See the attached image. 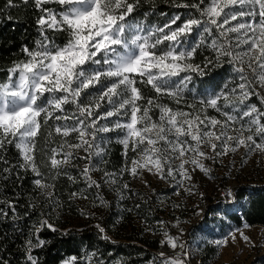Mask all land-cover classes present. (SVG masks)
<instances>
[{
	"label": "snow or ice",
	"instance_id": "obj_1",
	"mask_svg": "<svg viewBox=\"0 0 264 264\" xmlns=\"http://www.w3.org/2000/svg\"><path fill=\"white\" fill-rule=\"evenodd\" d=\"M32 2L41 13L37 20L40 39L32 48L22 46L25 59L14 62L8 69L6 80L0 81V164L8 166L3 169L5 173L23 168L31 169L37 177L42 176L35 162V138L41 124L53 118L76 120L75 125L57 127L55 131L65 137L72 132L78 133L80 143L67 147L84 148L90 156L92 150L96 155L103 151L97 142L98 133L123 129L125 134L120 142L124 145L125 155L130 142L131 150L137 152L139 149V152L138 158L131 160V166L122 171H128L134 177L140 174V170L152 172L161 180L171 177L189 194L195 185L188 186L185 181H192L191 172L197 168L209 172L203 160L214 159L213 153L216 157L224 156L240 147L249 152L259 150L264 153V107L249 103L255 96L260 105H264V0H199L193 3L172 0L174 7L196 9L199 17L190 15L182 20L177 14L162 27L147 30L142 24L132 22L133 13L143 0ZM49 3L59 7H45ZM8 6H13V0H8ZM256 17L255 23L247 19ZM194 31L197 36L207 34L213 37L208 46L216 52L214 60L206 57L202 65L192 62L197 49L206 43L205 38L189 44L188 37ZM50 32L67 33L66 43L58 44ZM142 32L146 34L141 35ZM214 32L222 40L217 39ZM232 33L236 34L234 39L230 36ZM166 41L169 43L161 48ZM225 63L232 66L240 83L227 92L200 100L203 108L215 109L224 116L223 121L207 115L174 111L167 105L156 103L154 98H147L146 104L138 103L145 99L140 85H151L158 95L167 94L179 103L183 91L192 82V73L206 76ZM67 103L76 106L71 116L63 107ZM101 108L104 110L100 111ZM152 108H159L158 121L149 115ZM225 108L230 111H224ZM56 112L62 115L54 116ZM113 116L117 119L114 123L109 120L112 127L100 124L101 120ZM122 117L128 119L122 123ZM254 137H260L259 142ZM8 145L19 150L23 163L10 164L6 157ZM204 145L210 147L211 152L203 150ZM63 148L61 145L60 149ZM58 154L57 149H52L49 157L52 169L56 170L51 177L53 180L68 175L59 169L69 164L73 156L71 150L64 153L63 160L56 158ZM177 160L179 164L175 163ZM94 170L85 166L81 174L89 187L100 188L101 185L89 175ZM111 175L105 173V176ZM69 179L74 180L71 176ZM33 183L46 200L55 202L54 184L43 179H35ZM123 188L127 189L128 185L124 184ZM175 194L179 195V192ZM78 195L82 194H71L72 197ZM232 195L229 191L228 196ZM83 198L87 199L86 196ZM35 207V203L29 205V208ZM12 211L15 213V208ZM0 216L7 217L8 213L0 209ZM158 224L164 236L161 247H170L174 254L161 251L150 264H190L191 253L180 237L170 236L164 221H158ZM245 227L250 225L245 224ZM33 228L34 234L44 228L58 231L43 213ZM96 229L102 239H110L104 226L97 223ZM239 235L245 242L250 241L242 231ZM231 239H236L235 233L231 234ZM46 243L38 235L35 242L32 238L26 241V260L30 264H38L32 250L43 248ZM214 243L226 245L227 240ZM177 248L180 252L175 251ZM94 255L92 253L87 259L91 260ZM64 264H77V257L68 258ZM99 264L104 262L99 261Z\"/></svg>",
	"mask_w": 264,
	"mask_h": 264
},
{
	"label": "rangeland",
	"instance_id": "obj_2",
	"mask_svg": "<svg viewBox=\"0 0 264 264\" xmlns=\"http://www.w3.org/2000/svg\"><path fill=\"white\" fill-rule=\"evenodd\" d=\"M175 15L177 14L163 16L160 22L152 24L145 19H134L132 22L138 25L142 24L147 30L162 27ZM196 17H199L198 12ZM188 18L189 16H181L182 20ZM201 19L203 18L201 17ZM247 19L255 23L258 17ZM173 27L176 26L173 25ZM140 34L145 35L146 33ZM214 36L222 40L218 33L214 32ZM230 36L234 39L236 34L232 33ZM205 38V45L197 49L200 62L193 60V63L202 65L206 57L215 59L216 52L208 46L213 37H209L207 34L197 36L194 31L193 35L188 37L187 42L191 44L196 39ZM168 43L166 41L160 47L164 48ZM243 47L246 48L247 46ZM240 50L237 49V51ZM191 75L193 77L192 82L183 91L179 103L167 94H160V96H167L176 104L188 105L185 108H171L174 111L189 112L193 115H207L223 121L224 116L215 109L203 108L200 100L222 91L227 92L240 83L232 66L225 63L223 67L214 68L206 76H197L195 73ZM138 103L146 104V100H141ZM249 103H254L257 107H264V105H260L255 96L251 98ZM189 105L195 107H189ZM63 107L70 116L76 111V106L72 103H67ZM103 110L104 108H101L100 111ZM224 111H230V109L225 108ZM152 112L150 110L149 115L154 121H158L159 108L156 117L153 118ZM55 115H62V113L56 112ZM116 119L117 117L113 116L108 120H101L100 124L112 127L109 120L114 123ZM127 119V117H122L121 122L123 123ZM75 124L76 120L74 119H51L52 130L55 133L57 127H71ZM124 134L123 129L117 128L110 132L98 133L97 142L103 151L100 155H96L95 150H92L91 156L84 148L69 149L67 147L69 144L80 143L78 133L72 132L67 137L59 134L60 146L64 145V148L62 150L60 147L53 148L59 152L56 158L63 160L64 153L69 150L73 152V156L69 164H64L59 169L61 173L67 172L68 175H60L56 178H62L67 183L64 194L62 192L55 193L52 189L54 203L41 195L43 202L50 205L52 216L48 217L52 220L47 218L50 223L62 232L67 230L78 231L89 227L96 228L97 223H99L119 235L147 238L157 245V248H151L152 256L157 257L161 251L169 255L174 254L170 247H161V240L164 239V236L158 221L162 220L165 222L168 234L173 237L179 236L187 246L191 253L189 256L190 264H264V226L256 224L245 227V224H249L243 219L240 224H237L232 218L234 215L242 218V213L247 208L249 201L258 194H264V153L259 150L249 152L244 147H240L236 152L229 151L227 155L219 157L213 153L214 159L203 160L205 167L210 171L205 173L197 168L191 172L192 181H185L188 186L195 185L192 194H189L184 188L178 187L176 181L171 177L167 180H161L146 170H140V174L134 177L128 171H122L126 166H131V160L137 159V152H139V149L137 152L131 150L132 144L130 142L127 155H125L124 145L120 142ZM254 139L259 142L260 137H254ZM112 142H116L122 147L123 164L116 169H111L106 164L107 149ZM203 150L211 152L207 145L203 146ZM175 163L179 164V160ZM85 166L95 169L90 171L89 175L101 185L100 188L88 186V181L81 174ZM185 167L190 168L191 166L186 165ZM49 171L51 177L56 172L51 165ZM105 173L113 175L105 176ZM69 176L73 177L74 180L69 179ZM56 179H44V181L53 184ZM113 179L115 180L114 183L111 182ZM124 184L128 185L127 189L123 188ZM177 191L179 195L175 194ZM229 191L233 193L231 197L228 196ZM73 192L82 195L72 197ZM84 196L87 199H84ZM82 213L86 215H82ZM149 228L151 231L148 230ZM237 229L250 237V241L245 242ZM232 233L236 234L235 240L231 239ZM106 234L110 240L119 241L107 230ZM217 240H227V244L217 245L214 243ZM175 251L180 252V249L177 248Z\"/></svg>",
	"mask_w": 264,
	"mask_h": 264
},
{
	"label": "trees",
	"instance_id": "obj_3",
	"mask_svg": "<svg viewBox=\"0 0 264 264\" xmlns=\"http://www.w3.org/2000/svg\"><path fill=\"white\" fill-rule=\"evenodd\" d=\"M186 3L199 2V0H183ZM48 8H58L55 3L45 5ZM179 14L180 16H196V9L177 8L172 0H143L141 6L133 13L134 19H145L148 23L160 22L163 16ZM41 15L32 0L24 3L23 0H13V6H8V0H0V81H4L8 75V69L13 63L25 56L22 46L29 48L35 46L40 39V30L37 20ZM50 35L58 44L66 43L67 33H53ZM198 52L193 60L200 62ZM202 63V62H201ZM139 80L140 78L137 77ZM144 100L154 98L158 104L167 105L169 108H185L188 105L176 104L167 96L158 95L151 85H140ZM142 100V101H144ZM153 118L157 116L158 108L151 109ZM43 120V117H41ZM51 119L46 124H41V129L35 138L36 150L35 162L42 173L37 177L31 169L15 168L5 173L3 169L7 165L0 164V209L8 213L7 217L0 216V264H30L26 260L25 244L29 238L35 242L38 235L40 239L47 241L43 248H34L32 255L38 258V264H61L72 256L77 257V264H150L153 256L151 248L157 245L147 238L119 235L105 229L119 241L105 240L101 238L94 227L81 230H67L62 232L51 231L44 228L34 234V225L38 224L41 214L52 220L50 205H46L33 181L35 179L51 180L50 160L51 150L60 147V135L53 132ZM106 164L111 169L123 164L121 155L122 147L116 142L110 143L107 149ZM6 157L11 165L23 163L21 155L13 145L7 146ZM19 177V178H18ZM54 192L64 194L67 183L59 178L53 183ZM241 196V195H240ZM35 203V208H29ZM11 205V207L9 206ZM12 208H15L13 213ZM25 213H27L25 215ZM235 223L240 224L242 219L249 225L264 226V194L253 197L242 213L232 216ZM92 253L91 260L87 259Z\"/></svg>",
	"mask_w": 264,
	"mask_h": 264
}]
</instances>
